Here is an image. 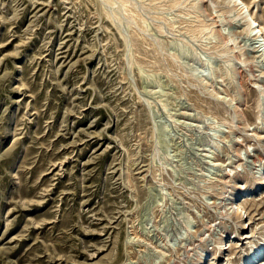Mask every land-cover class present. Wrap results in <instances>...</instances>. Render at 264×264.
Instances as JSON below:
<instances>
[{
	"label": "rangeland",
	"instance_id": "rangeland-1",
	"mask_svg": "<svg viewBox=\"0 0 264 264\" xmlns=\"http://www.w3.org/2000/svg\"><path fill=\"white\" fill-rule=\"evenodd\" d=\"M257 247L264 0H0V264Z\"/></svg>",
	"mask_w": 264,
	"mask_h": 264
},
{
	"label": "bare ground",
	"instance_id": "bare-ground-1",
	"mask_svg": "<svg viewBox=\"0 0 264 264\" xmlns=\"http://www.w3.org/2000/svg\"><path fill=\"white\" fill-rule=\"evenodd\" d=\"M247 237L245 236V238L244 239H246ZM260 247H263V244H261V246ZM258 249V250H257ZM257 249L246 259V260H244L241 264H247L246 262H248V260H249V262L251 261V262H255L256 260H258L259 258H260V256L262 255V252H261V254L259 253V251H262V250H260V248H258L257 247ZM264 251V250H263ZM258 252V253H257ZM250 258V259H249Z\"/></svg>",
	"mask_w": 264,
	"mask_h": 264
}]
</instances>
